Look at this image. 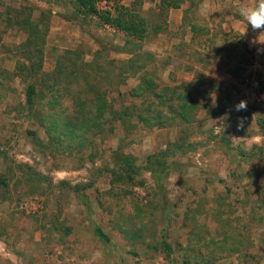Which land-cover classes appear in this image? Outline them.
Here are the masks:
<instances>
[{"label":"rangeland","instance_id":"1","mask_svg":"<svg viewBox=\"0 0 264 264\" xmlns=\"http://www.w3.org/2000/svg\"><path fill=\"white\" fill-rule=\"evenodd\" d=\"M168 1L183 8L145 3L164 31L133 64L154 96L127 36L76 0H0V264H264V33L239 15L257 0ZM29 17L47 31L33 57ZM41 58L31 109L18 67ZM84 71L100 86L82 112L67 91Z\"/></svg>","mask_w":264,"mask_h":264},{"label":"trees","instance_id":"2","mask_svg":"<svg viewBox=\"0 0 264 264\" xmlns=\"http://www.w3.org/2000/svg\"><path fill=\"white\" fill-rule=\"evenodd\" d=\"M97 0H76V2L79 4L78 6H74L72 16H83V17H95V18H101L103 19V24L111 26L113 29L120 31L124 33L127 36L126 39V45L122 49V52L130 54L133 56V59L130 61L132 70L136 72H140L141 70H146V74L140 78V87L137 88L138 91H143L146 93L156 94L158 91V84L156 82V79L153 75V73L148 70V67L150 64H147V66H142L141 68H137V65H133L134 63H139L138 55L142 53V46L147 41H152L159 33H162L164 31V28L162 29L160 24H151L149 19L144 15V5L148 0H106L108 3H111L114 1V6L112 7V10L110 11H104L100 10L99 7L96 4ZM151 2H155L156 0H150ZM183 2H179L176 4H169L168 0H160V4L158 6L160 10L161 16H165L167 14V11L169 8L179 9L182 7ZM160 16V17H161ZM31 18H27L24 21V28L26 29V34H28V38L25 41V43L21 46L23 47L25 52H28L33 57V52L42 53V48L39 47V45L44 42L43 37L47 36V31H42L38 29V26L33 25L30 23ZM30 23V24H29ZM162 25V24H161ZM163 26V25H162ZM43 59L41 58L38 62L33 63L29 60L28 64H20L18 69H20V75L19 77L23 79V81L26 83V91H25V98H26V104L33 109L36 105V98L39 95V72L41 70ZM39 63V65H38ZM142 65V64H141ZM35 68L36 71L33 72V74H30V71H33ZM136 72V73H137ZM63 71H60V76L56 78V84L58 86H61V78L63 76ZM135 73V75H136ZM80 79H83L86 84H81V81H78L79 79L75 80V84L72 88H68L67 93L74 95L73 96V105L78 106L80 108L79 111H85L88 109V103L91 101L87 98L89 93H93L98 85L100 86V82H98L96 85L91 82V74L90 72L84 71L83 74L78 75ZM70 82V81H69ZM73 82V83H74ZM68 82L66 81V84ZM102 83V82H101ZM69 84V83H68ZM69 86V85H68ZM65 87V86H64ZM166 92H172V102H174V99H178L175 104H178L180 101L182 102V107L189 103L194 104V101L191 98H186L184 95H180L177 93L176 88L168 87L165 89ZM94 94V93H93ZM145 97V96H144ZM104 101V104L100 103L99 106H101L99 110L100 113H104L106 110L110 111V116H113L112 111V104L107 102L106 97L99 98V102ZM161 105L166 106L167 104L165 102H162ZM196 105V104H195ZM98 106V107H99ZM191 109V108H189ZM172 113L174 115H177L176 112ZM98 115V114H97ZM99 119L102 116H97ZM121 119V118H120ZM84 119V123L87 121ZM69 122H72V120H69ZM69 127V126H68ZM102 131V130H100ZM111 135L113 133V130H111ZM75 191H79V188H74ZM262 194H260V200L262 201L264 199V188L260 189ZM98 235H100L101 238L107 239V237L102 234V232L98 231ZM167 251H172V247L169 244H165ZM249 258V259H248ZM246 264H260L258 261V257L255 256H247L246 257Z\"/></svg>","mask_w":264,"mask_h":264},{"label":"clouds","instance_id":"3","mask_svg":"<svg viewBox=\"0 0 264 264\" xmlns=\"http://www.w3.org/2000/svg\"><path fill=\"white\" fill-rule=\"evenodd\" d=\"M239 15L247 22L248 26H251L253 31L264 33V0H257L255 6L252 7H241ZM235 107L237 111L246 110L247 102L241 100ZM101 256L102 253L98 251L94 253L93 259Z\"/></svg>","mask_w":264,"mask_h":264},{"label":"crops","instance_id":"4","mask_svg":"<svg viewBox=\"0 0 264 264\" xmlns=\"http://www.w3.org/2000/svg\"><path fill=\"white\" fill-rule=\"evenodd\" d=\"M181 8H183V7H181ZM181 8H179V9H171L172 11H170V13H174V12H178ZM176 16H177V13L175 14ZM4 241H2L1 239H0V254H2V253H4L5 252V246H4Z\"/></svg>","mask_w":264,"mask_h":264}]
</instances>
